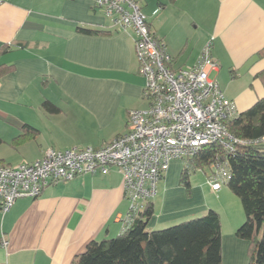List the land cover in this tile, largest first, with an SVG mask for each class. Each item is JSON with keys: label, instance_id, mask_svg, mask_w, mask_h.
I'll list each match as a JSON object with an SVG mask.
<instances>
[{"label": "crops", "instance_id": "crops-1", "mask_svg": "<svg viewBox=\"0 0 264 264\" xmlns=\"http://www.w3.org/2000/svg\"><path fill=\"white\" fill-rule=\"evenodd\" d=\"M138 1L174 69L195 65L212 40L218 68L210 77L239 112L264 97V0ZM93 3L0 0V67L11 66L0 73V147L13 150L1 152L0 163L33 162L48 148H101L127 131L130 110L148 107L133 31L114 27ZM45 100L59 111H46ZM26 124L37 132L26 134ZM176 161L151 201V230L198 212L192 202L178 207L171 191ZM71 180L68 189L51 184L36 198H19L5 214L0 209V264H71L90 241L122 232L129 205L121 173L112 169ZM210 191L230 200L223 186ZM225 202L203 208L221 215V264H248L250 242L236 235L245 215H232Z\"/></svg>", "mask_w": 264, "mask_h": 264}, {"label": "built area", "instance_id": "built-area-1", "mask_svg": "<svg viewBox=\"0 0 264 264\" xmlns=\"http://www.w3.org/2000/svg\"><path fill=\"white\" fill-rule=\"evenodd\" d=\"M118 29L132 30L140 73L145 77L144 109H132L127 131L101 148H48L43 157L17 165L0 163V209L5 214L19 198H36L48 185L84 174L118 170L128 211L126 230L159 192L172 161H190L206 145L220 143L234 151L237 139L228 122L240 112L210 72L218 68L209 40L193 66L174 69L173 57L143 13L138 0H94ZM257 141L264 142V136ZM208 183L219 191L231 177L228 161H216ZM2 245L8 240L2 238Z\"/></svg>", "mask_w": 264, "mask_h": 264}, {"label": "trees", "instance_id": "trees-1", "mask_svg": "<svg viewBox=\"0 0 264 264\" xmlns=\"http://www.w3.org/2000/svg\"><path fill=\"white\" fill-rule=\"evenodd\" d=\"M79 29L85 33H107L94 28ZM10 67H0V73ZM42 106L50 113L59 111L50 100ZM23 129L28 135L37 132L28 124ZM228 130L240 140L234 151L213 143L203 146L189 162L200 168L228 161L231 177L226 185L240 198L245 213L236 235L250 242L248 264H264V142L257 141L264 136V97L230 120ZM182 177L190 187L188 170L183 171ZM153 214V203L148 202L126 230L90 241L71 264H221V215L217 210L210 208L203 216L151 230L148 222Z\"/></svg>", "mask_w": 264, "mask_h": 264}, {"label": "rangeland", "instance_id": "rangeland-1", "mask_svg": "<svg viewBox=\"0 0 264 264\" xmlns=\"http://www.w3.org/2000/svg\"><path fill=\"white\" fill-rule=\"evenodd\" d=\"M11 151L13 150L7 146L0 147V153L11 152ZM176 162H177V171L175 173V176L172 178L170 185H171V191L174 197L176 198L175 200L180 205L178 207L186 206L185 204L192 202L197 204L198 212L193 216H189V217L182 216V218H177L175 220H172L173 223L178 224L181 223L182 221H186L194 217L203 216L207 212L205 211V209H203L205 205L208 204L215 205V203L220 204V202L223 204L225 202L224 199L227 198V196H225V193L223 195L224 199L221 198L219 200L216 194H213L210 191L208 177L213 172L214 167L205 166L200 168H194L193 164H191V162L189 161L177 160ZM184 170H188L189 180L191 183L190 187H187L185 182L183 181L182 176ZM71 181L72 180L59 181L56 184L60 185L62 188L68 189L69 187H67V185ZM223 187L226 188L229 192L228 196L230 200H226L225 202V205H228L229 212L232 215H236L238 212H240V215L242 214L245 215L240 198L228 187V185L225 184L223 185Z\"/></svg>", "mask_w": 264, "mask_h": 264}]
</instances>
